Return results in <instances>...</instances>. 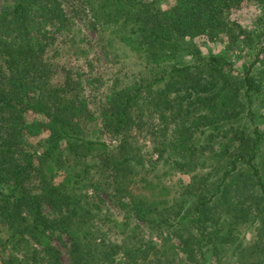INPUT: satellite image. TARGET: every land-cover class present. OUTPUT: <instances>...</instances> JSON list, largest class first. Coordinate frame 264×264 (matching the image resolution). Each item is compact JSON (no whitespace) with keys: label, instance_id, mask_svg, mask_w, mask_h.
<instances>
[{"label":"trees","instance_id":"16d2710c","mask_svg":"<svg viewBox=\"0 0 264 264\" xmlns=\"http://www.w3.org/2000/svg\"><path fill=\"white\" fill-rule=\"evenodd\" d=\"M83 1L116 58L93 107L84 87L99 75L67 65L55 77L63 0L0 2V264H63L61 234L69 264H264V0ZM217 40L253 56L234 71L198 44ZM137 108L159 118L144 170L129 145L113 156L87 126L117 135ZM172 171L188 180L166 187L158 175ZM108 178L119 219L93 201ZM112 228L131 245L119 251Z\"/></svg>","mask_w":264,"mask_h":264},{"label":"rangeland","instance_id":"374dc122","mask_svg":"<svg viewBox=\"0 0 264 264\" xmlns=\"http://www.w3.org/2000/svg\"><path fill=\"white\" fill-rule=\"evenodd\" d=\"M63 7L67 15L69 16L70 22L68 31H65V33L60 35L59 41L55 44V53H53V51H50V54L52 55V61L56 69L55 77L58 78L60 76V67L67 65L78 66L79 69L83 71L84 76L99 75L101 80H96L94 82L95 86L87 84L84 87L85 95L91 94L90 96H87L88 99H90L88 101V106L93 107V103L96 99L91 96H99L100 91H103L104 86L109 83L111 73L109 70V66L110 64L112 66L115 62L114 59H116L114 56V51L107 49V55L104 56L102 51L100 50V46L98 43V25L94 24L92 19L90 18L91 13L86 2H84L83 0H63ZM234 41L235 42L231 43L224 40L206 42L199 41L198 44L200 45V48L203 52L209 50L213 53L221 54L231 59L233 62L232 68L235 71V69H242V66L252 58L253 49L251 47H244L243 44L239 45L237 44L236 40ZM116 52L118 53V62L124 61L127 64H130L127 70L137 69V65L134 64V61H129V55H124L128 53L127 51ZM158 125V115L145 108H137L136 112L131 111L129 123L123 129V131L121 133H118L117 135L112 134L108 130L103 128L98 120L87 121V126L91 130V137L96 136L100 140H102L106 144L107 149L110 151V154H112L113 156H115V151L119 143L123 141L127 145H129L132 148V151L135 154H138L142 159V162L144 163L142 170H144V168L147 167L148 163L150 161H153L156 156L153 146L155 145V141L158 140V136H154L156 135L154 129L157 128ZM44 135L45 133L41 134V136ZM35 138H37V136ZM65 153L71 154L73 153V151H71V149H66ZM80 153L81 152H78L77 155ZM88 153L89 154L85 155V157L82 159V162H80V167L84 165V162L86 160L90 162L93 161V157L95 155H89L94 152L89 151ZM35 160L36 156H34V161ZM95 163H97V161H95ZM96 168H98V166L92 167L90 171L93 178L98 179L99 181V177H102V175L100 174L99 176ZM61 171H63V169L58 170V172L60 173H56V178H60ZM153 174L155 175L157 173L154 171ZM158 177V179H162V183L169 188L171 187V183L174 181L185 182L188 180L187 174L177 171L162 173L158 175ZM108 179L109 182L107 184L109 185L107 186V190L102 191L97 189L93 201L99 207H101L102 211H104L106 207L107 212H109L112 217L119 219L121 216V210L116 204L111 202L110 196L107 193V191H109L110 194L113 193L112 182L110 178ZM139 185L140 184H132L131 186H128V188L130 187V189L134 191H141ZM93 190L94 189L91 187H87L85 189L86 193L88 194L93 193ZM4 234L5 233L1 228L0 236H3ZM107 234L114 243L118 244L117 249L119 251L126 247H129L132 243V241L128 240L127 238H123L121 240L120 234L115 231L114 228L110 229ZM172 238L175 243L178 242L175 237ZM51 241L59 248L63 264H69L65 250V244L68 242L67 237L64 234L60 235V239H58L56 236H52ZM120 256L121 252H117L115 255L116 258ZM218 256H221V252L218 253Z\"/></svg>","mask_w":264,"mask_h":264}]
</instances>
